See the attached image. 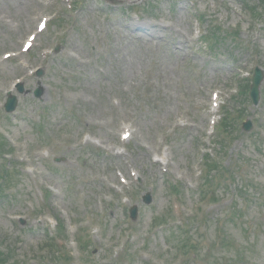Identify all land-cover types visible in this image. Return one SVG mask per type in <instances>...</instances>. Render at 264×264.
Returning <instances> with one entry per match:
<instances>
[{"label":"rangeland","instance_id":"1","mask_svg":"<svg viewBox=\"0 0 264 264\" xmlns=\"http://www.w3.org/2000/svg\"><path fill=\"white\" fill-rule=\"evenodd\" d=\"M13 2L0 0V54H21L0 65V264H264V80L249 97L264 0H81L72 15L73 0ZM147 20L159 42L138 40ZM220 104L233 127L218 146Z\"/></svg>","mask_w":264,"mask_h":264},{"label":"bare ground","instance_id":"2","mask_svg":"<svg viewBox=\"0 0 264 264\" xmlns=\"http://www.w3.org/2000/svg\"><path fill=\"white\" fill-rule=\"evenodd\" d=\"M15 5H20V7L22 9H26L25 6H27V0H15V2H13ZM179 22H180V19H179ZM133 24V23H132ZM129 26V25H128ZM136 27H137V30L139 31H142V34L141 36L139 35L138 37V40H142L143 42L145 41V39H147L148 36H151L152 39H151V43H154V42H159V39H161V32L162 33H165V28L163 30L164 31H160V33L158 32L157 30V27L158 25L150 20H147L146 22H140V23H136ZM160 27V26H159ZM137 30H134V32H137ZM133 34V33H132ZM176 34L179 38H182V33L180 30H177L176 31ZM142 42V43H143ZM174 50L176 51L177 49L175 48L174 46ZM169 63L166 64L167 66V69H169Z\"/></svg>","mask_w":264,"mask_h":264},{"label":"water","instance_id":"3","mask_svg":"<svg viewBox=\"0 0 264 264\" xmlns=\"http://www.w3.org/2000/svg\"><path fill=\"white\" fill-rule=\"evenodd\" d=\"M263 80H264V72L260 68H257L255 72V76L253 78V84L251 86V92H250L251 98L253 99V102L255 105H257L260 101V97H261L260 87H261ZM21 90L23 89L21 88ZM15 107H16V100L15 98L14 99L12 98L8 104V111H13ZM252 128H253L252 121H248L244 124V129L247 132L252 130ZM149 201L150 200H148V202ZM132 214H133V218L136 219L137 210L135 209L132 212Z\"/></svg>","mask_w":264,"mask_h":264},{"label":"trees","instance_id":"4","mask_svg":"<svg viewBox=\"0 0 264 264\" xmlns=\"http://www.w3.org/2000/svg\"><path fill=\"white\" fill-rule=\"evenodd\" d=\"M226 126H227V124H226Z\"/></svg>","mask_w":264,"mask_h":264}]
</instances>
